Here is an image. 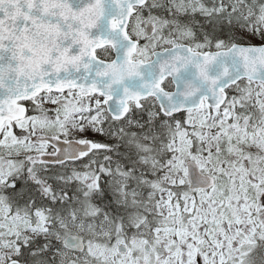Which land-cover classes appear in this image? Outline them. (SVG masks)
<instances>
[{
	"label": "snow or ice",
	"instance_id": "obj_1",
	"mask_svg": "<svg viewBox=\"0 0 264 264\" xmlns=\"http://www.w3.org/2000/svg\"><path fill=\"white\" fill-rule=\"evenodd\" d=\"M0 264H264V0H0Z\"/></svg>",
	"mask_w": 264,
	"mask_h": 264
}]
</instances>
